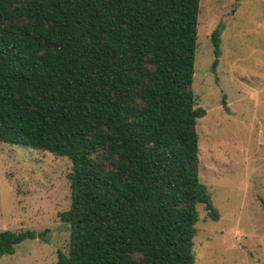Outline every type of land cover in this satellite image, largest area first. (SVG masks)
Wrapping results in <instances>:
<instances>
[{"label":"trees","instance_id":"trees-1","mask_svg":"<svg viewBox=\"0 0 264 264\" xmlns=\"http://www.w3.org/2000/svg\"><path fill=\"white\" fill-rule=\"evenodd\" d=\"M199 2L0 0V142L72 164L56 264H194L197 204L218 219L198 174ZM43 233L0 230V258Z\"/></svg>","mask_w":264,"mask_h":264},{"label":"rangeland","instance_id":"rangeland-1","mask_svg":"<svg viewBox=\"0 0 264 264\" xmlns=\"http://www.w3.org/2000/svg\"><path fill=\"white\" fill-rule=\"evenodd\" d=\"M198 20V174L218 219L197 204L194 264H264V0H200ZM71 169L67 156L0 142V230L44 232L0 264H56L57 250L68 254L60 213L70 206Z\"/></svg>","mask_w":264,"mask_h":264}]
</instances>
